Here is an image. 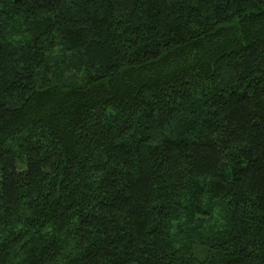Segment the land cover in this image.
Returning <instances> with one entry per match:
<instances>
[{
	"label": "trees",
	"instance_id": "16d2710c",
	"mask_svg": "<svg viewBox=\"0 0 264 264\" xmlns=\"http://www.w3.org/2000/svg\"><path fill=\"white\" fill-rule=\"evenodd\" d=\"M196 179L226 216L202 259L169 223ZM21 253L264 264V0H0V264Z\"/></svg>",
	"mask_w": 264,
	"mask_h": 264
},
{
	"label": "rangeland",
	"instance_id": "374dc122",
	"mask_svg": "<svg viewBox=\"0 0 264 264\" xmlns=\"http://www.w3.org/2000/svg\"><path fill=\"white\" fill-rule=\"evenodd\" d=\"M5 34V39L14 43L20 40L27 41L30 37L29 32L26 31L25 28L17 26L16 23L11 24L5 31ZM73 53L74 52L64 50V47L59 44V41L57 40L51 50L52 58L50 60V62H56L57 64L52 67H55V70L63 69L64 76L72 74L73 71L76 72L75 74H80V72L72 68L73 63L79 61L77 53ZM202 184L206 187L209 186L206 181L203 182L201 179H196L190 190L191 193L196 196V192L200 189L199 187ZM209 187L208 191H201V196L198 201L203 207V212H200L197 209L193 211L191 216H186L184 213H181L180 215L173 217V219L169 222L173 244L182 243L185 246L190 247V249H193V252L196 253L197 256L201 257V259L204 258L207 253L205 246L201 242V237L210 235L212 232L222 228L226 222V216L220 208L221 199L215 197V194L212 190L210 191ZM184 200L185 199H181V201ZM204 212L209 214L204 215ZM68 251L69 250H65V253ZM23 254L24 253H21L19 255L14 264H22L21 259ZM64 261L65 258H61L59 263L65 264Z\"/></svg>",
	"mask_w": 264,
	"mask_h": 264
}]
</instances>
